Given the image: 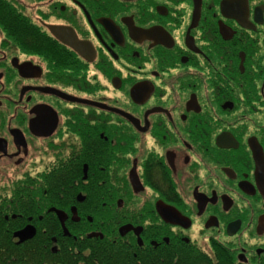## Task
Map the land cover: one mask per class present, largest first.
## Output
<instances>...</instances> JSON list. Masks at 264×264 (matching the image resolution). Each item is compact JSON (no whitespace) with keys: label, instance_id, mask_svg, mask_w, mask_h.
Listing matches in <instances>:
<instances>
[{"label":"flooded vegetation","instance_id":"1","mask_svg":"<svg viewBox=\"0 0 264 264\" xmlns=\"http://www.w3.org/2000/svg\"><path fill=\"white\" fill-rule=\"evenodd\" d=\"M35 201L264 264V0H0L4 220Z\"/></svg>","mask_w":264,"mask_h":264},{"label":"trees","instance_id":"2","mask_svg":"<svg viewBox=\"0 0 264 264\" xmlns=\"http://www.w3.org/2000/svg\"><path fill=\"white\" fill-rule=\"evenodd\" d=\"M19 197L23 201L21 193L16 192L15 199ZM45 209L40 201H35L34 207L15 205L13 213L22 216L4 220L0 208V264H235L230 253L219 247L215 248L214 254L208 255L180 242L153 249L146 243L139 246L134 239L120 237L116 233L104 232L102 239L89 238L88 222L71 227L64 222L71 236L67 237L60 223L48 214L38 220ZM27 217L31 218L30 222ZM27 224L33 225L35 236L16 244L13 233ZM52 238L58 240L57 245Z\"/></svg>","mask_w":264,"mask_h":264},{"label":"water","instance_id":"3","mask_svg":"<svg viewBox=\"0 0 264 264\" xmlns=\"http://www.w3.org/2000/svg\"><path fill=\"white\" fill-rule=\"evenodd\" d=\"M51 212H55L59 218V221H60V225L62 227V230H63V233L64 235L68 236V231L66 230V228L64 227V219L62 218V213L59 212V211H55L54 209H51L50 210ZM73 212V211H72ZM132 227L130 226H123L121 228H119V235L120 236H124L125 233L128 231V230H131ZM134 232L136 234V236L138 237L137 239V244L139 246L142 245V242L139 238V232H137L136 229H134ZM35 228L32 226V225H26L24 228L16 231L15 233H13V238L16 239V244H22L30 239H32L34 236H35ZM89 238H97L99 237L100 239H102V236H98V235H95V234H90L88 236Z\"/></svg>","mask_w":264,"mask_h":264},{"label":"rangeland","instance_id":"4","mask_svg":"<svg viewBox=\"0 0 264 264\" xmlns=\"http://www.w3.org/2000/svg\"><path fill=\"white\" fill-rule=\"evenodd\" d=\"M201 251H203V250H201ZM204 252V251H203ZM205 253V252H204Z\"/></svg>","mask_w":264,"mask_h":264}]
</instances>
